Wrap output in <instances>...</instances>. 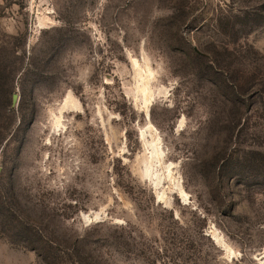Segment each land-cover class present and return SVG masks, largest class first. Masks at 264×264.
Wrapping results in <instances>:
<instances>
[{"label": "rangeland", "instance_id": "obj_1", "mask_svg": "<svg viewBox=\"0 0 264 264\" xmlns=\"http://www.w3.org/2000/svg\"><path fill=\"white\" fill-rule=\"evenodd\" d=\"M0 264H264V0H0Z\"/></svg>", "mask_w": 264, "mask_h": 264}, {"label": "trees", "instance_id": "obj_2", "mask_svg": "<svg viewBox=\"0 0 264 264\" xmlns=\"http://www.w3.org/2000/svg\"><path fill=\"white\" fill-rule=\"evenodd\" d=\"M202 60V59H201ZM35 250H38V248H35ZM39 251V250H38Z\"/></svg>", "mask_w": 264, "mask_h": 264}, {"label": "water", "instance_id": "obj_3", "mask_svg": "<svg viewBox=\"0 0 264 264\" xmlns=\"http://www.w3.org/2000/svg\"><path fill=\"white\" fill-rule=\"evenodd\" d=\"M196 51H198V49L196 48Z\"/></svg>", "mask_w": 264, "mask_h": 264}]
</instances>
